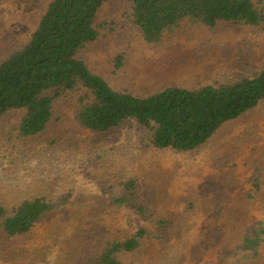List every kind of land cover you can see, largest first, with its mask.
I'll return each instance as SVG.
<instances>
[{
	"label": "trees",
	"instance_id": "trees-1",
	"mask_svg": "<svg viewBox=\"0 0 264 264\" xmlns=\"http://www.w3.org/2000/svg\"><path fill=\"white\" fill-rule=\"evenodd\" d=\"M10 1L0 0V8ZM224 26L249 27L264 36V0H49L25 41L9 45L0 58V140L8 138L18 151L19 145L51 132L70 115L86 138H105L130 123L156 150L200 149L227 123L264 102V66L251 76H227L193 87L175 84L141 95L112 86L90 64L88 53L99 41L122 38L124 29L144 45L163 50L172 49L181 37ZM132 54L117 56V68L124 69ZM90 155L98 166L102 155L96 144ZM99 168L98 183L108 184L110 175ZM250 184L248 196L256 199L263 186L259 168ZM74 191L57 196L39 191L14 203L0 199V238L20 242L52 216L81 212L84 204ZM97 199L100 209L90 216L93 229L77 238L75 250L59 249L56 264H141L153 257L159 264L171 263L157 250L187 225L159 212L136 177L117 176ZM123 208L147 225L134 233L116 232L112 223ZM77 214H71L75 221ZM66 227L71 231L63 225L60 232ZM46 249L48 254L49 244ZM232 258V264L264 260V213Z\"/></svg>",
	"mask_w": 264,
	"mask_h": 264
},
{
	"label": "rangeland",
	"instance_id": "rangeland-1",
	"mask_svg": "<svg viewBox=\"0 0 264 264\" xmlns=\"http://www.w3.org/2000/svg\"><path fill=\"white\" fill-rule=\"evenodd\" d=\"M48 1L11 0L0 8V58L7 54L9 45L25 41ZM124 34L99 41L89 50L88 59L116 89L141 95L175 84L193 87L227 76H251L264 66V36L249 27L204 30L181 37L172 49L163 50L144 45L127 29ZM123 52H132L133 59L121 70L115 59ZM87 138L67 115L65 123L25 146L19 145L18 151L8 138L4 143L0 140L1 200L14 203L39 191L57 196L75 190L76 199L84 204L81 212H71L78 213L76 221L73 215L61 213L42 222L35 234L20 242L0 238V264H56L59 249L75 250L77 238L94 227L90 216L94 208L100 209L98 196L105 194L117 176L136 177L159 212L176 216L183 227L187 225L171 243L157 250L165 262H234L236 246L264 213V102L227 123L192 152L148 147L142 132L130 123L105 138L93 134ZM94 144L102 155L100 168L90 155ZM96 167L110 175L108 184L98 183ZM258 168L263 172L262 190L256 199H250V181ZM63 225L71 226V231L66 227L60 232ZM146 225L127 208L112 223L122 234ZM153 258L141 264H159ZM252 264H264V260Z\"/></svg>",
	"mask_w": 264,
	"mask_h": 264
}]
</instances>
